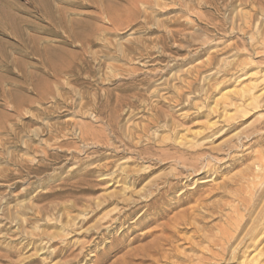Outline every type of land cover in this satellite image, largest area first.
Wrapping results in <instances>:
<instances>
[{
  "label": "rangeland",
  "instance_id": "374dc122",
  "mask_svg": "<svg viewBox=\"0 0 264 264\" xmlns=\"http://www.w3.org/2000/svg\"><path fill=\"white\" fill-rule=\"evenodd\" d=\"M259 232L264 0H0V264H235Z\"/></svg>",
  "mask_w": 264,
  "mask_h": 264
},
{
  "label": "bare ground",
  "instance_id": "6f19581e",
  "mask_svg": "<svg viewBox=\"0 0 264 264\" xmlns=\"http://www.w3.org/2000/svg\"><path fill=\"white\" fill-rule=\"evenodd\" d=\"M200 175V174H199ZM140 179V178H139ZM138 181V180H137ZM208 180H203V181H200V183H205L207 182ZM143 199V198H142ZM149 201V200H148ZM141 206V205H140ZM139 206V207H140ZM143 207V206H142ZM146 207V206H145ZM147 209V208H146ZM128 211V210H127ZM133 214V213H132ZM142 214V213H141ZM125 220V219H124ZM259 221V220H258ZM262 232H259L257 234H249V237L247 238V242L249 241L250 243L246 244L247 242L245 241V244L243 245V250L241 252V254L236 253L235 255H237L236 257L233 256V257H230V261L231 260H235L234 263L235 264H264V252L263 250H257V252L255 254H252V256L249 255H245L248 251V249L250 250V248L254 247L255 248V243L256 241L258 240V238L260 237V235ZM262 237V236H261ZM229 238V237H228ZM230 239V238H229ZM230 241V240H229ZM225 244V243H224ZM264 247V246H263ZM257 249V248H255ZM264 249V248H263ZM234 252V251H233ZM56 254V253H55ZM82 254V253H81ZM217 256H215L216 258ZM77 258H80L77 257ZM229 258V257H228ZM72 263V262H71Z\"/></svg>",
  "mask_w": 264,
  "mask_h": 264
}]
</instances>
